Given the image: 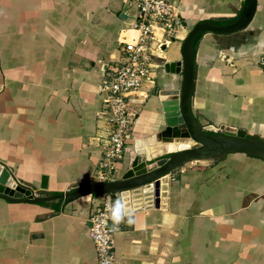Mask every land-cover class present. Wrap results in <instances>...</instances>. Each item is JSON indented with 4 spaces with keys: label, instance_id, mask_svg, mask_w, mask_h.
<instances>
[{
    "label": "crops",
    "instance_id": "obj_1",
    "mask_svg": "<svg viewBox=\"0 0 264 264\" xmlns=\"http://www.w3.org/2000/svg\"><path fill=\"white\" fill-rule=\"evenodd\" d=\"M131 1L0 0V164L39 196L108 181L97 176L101 152L94 145L103 125L100 76L118 58V40L132 23ZM171 1L185 28L167 47L165 63L181 60L182 41L195 24L234 21L245 5V0ZM261 55L264 0L256 1L245 28L199 37L191 109L201 127L241 130L264 140ZM180 85V74L164 65L157 70L114 180L135 157L157 162L167 154L165 143H142L167 129L161 102ZM168 179L164 208L159 203L124 214L113 194L115 264H264V160L243 154L200 157ZM58 202L0 198V264H97L89 219L99 197Z\"/></svg>",
    "mask_w": 264,
    "mask_h": 264
},
{
    "label": "water",
    "instance_id": "obj_2",
    "mask_svg": "<svg viewBox=\"0 0 264 264\" xmlns=\"http://www.w3.org/2000/svg\"><path fill=\"white\" fill-rule=\"evenodd\" d=\"M256 1L245 0L240 15L230 23L216 24L205 20L195 24L182 41L181 60L164 64L167 71L181 75L179 91L172 98L161 102L165 125L167 129L181 130L183 136L161 139L163 131L143 142L144 145H153L161 140L162 143L171 144L173 151H167L163 162L139 161L135 157L130 167L117 180L89 182L71 191L49 196H39L30 187L18 183L9 170L0 164V198L10 203L42 204L53 201L68 203L76 199L89 201L93 196L117 194L124 214H129L157 207L159 203L164 208L162 204L166 202L168 176L186 162L217 154H243L264 160L263 139L247 135L241 130L220 133L211 127H201L191 109L195 76L194 47L197 38L204 33L225 35L245 28L254 14ZM166 49L164 44L162 50ZM156 194H159V199L155 198Z\"/></svg>",
    "mask_w": 264,
    "mask_h": 264
},
{
    "label": "built area",
    "instance_id": "obj_3",
    "mask_svg": "<svg viewBox=\"0 0 264 264\" xmlns=\"http://www.w3.org/2000/svg\"><path fill=\"white\" fill-rule=\"evenodd\" d=\"M131 25L118 40V58L103 69L99 93L102 96L103 125L94 138L101 157L97 176L114 180L124 158L125 142L141 105L155 88L157 70L163 67L162 46L179 40L184 31L177 5L171 0H132ZM129 18V17H128ZM264 71V55L258 60ZM89 219L97 264H115L113 252L116 201L113 194L101 195Z\"/></svg>",
    "mask_w": 264,
    "mask_h": 264
},
{
    "label": "bare ground",
    "instance_id": "obj_4",
    "mask_svg": "<svg viewBox=\"0 0 264 264\" xmlns=\"http://www.w3.org/2000/svg\"><path fill=\"white\" fill-rule=\"evenodd\" d=\"M180 132V133H179ZM182 133V131L181 130H178V129H176V128H168V129H166L165 131H164V133H162L161 134V139L163 138V139H166V140H169V139H172L174 136H176V135H182L181 134ZM183 136V135H182ZM161 142V140H159V141H157L155 144H157V143H160ZM142 145H144L143 143H142ZM150 145V144H149ZM145 147L146 146H148V145H144ZM150 146H152V145H150ZM141 149V148H140ZM140 149H137V153L138 154H142V152H141V150ZM166 150L167 151H173V147H172V145L171 144H166ZM146 157H150L151 156V154L150 153H148V152H144L143 153Z\"/></svg>",
    "mask_w": 264,
    "mask_h": 264
},
{
    "label": "rangeland",
    "instance_id": "obj_5",
    "mask_svg": "<svg viewBox=\"0 0 264 264\" xmlns=\"http://www.w3.org/2000/svg\"><path fill=\"white\" fill-rule=\"evenodd\" d=\"M166 51H168V49H166L165 52H166ZM162 62H163V64H164V63H165V60H163V61H162V60L158 61L159 64H162ZM163 81H164V83L166 82L164 78H163ZM163 152H164V151H163ZM164 155H166V153L162 155L163 158H162V156L160 157V158H162V159H160V160L158 161L159 163H160V162H163V161L166 159V158H164Z\"/></svg>",
    "mask_w": 264,
    "mask_h": 264
},
{
    "label": "trees",
    "instance_id": "obj_6",
    "mask_svg": "<svg viewBox=\"0 0 264 264\" xmlns=\"http://www.w3.org/2000/svg\"><path fill=\"white\" fill-rule=\"evenodd\" d=\"M235 20V19H234ZM231 21H233V20H229V21H223V22H219V23H216V24H227V23H229V22H231ZM201 36V35H200ZM199 36V37H200ZM199 37L197 38V40L199 39ZM197 40H196V42H197ZM195 42V43H196ZM61 201H59L58 203H60ZM42 204H46V203H42Z\"/></svg>",
    "mask_w": 264,
    "mask_h": 264
}]
</instances>
